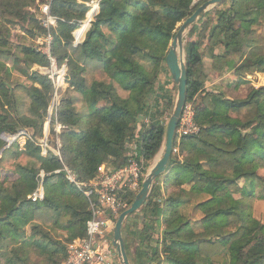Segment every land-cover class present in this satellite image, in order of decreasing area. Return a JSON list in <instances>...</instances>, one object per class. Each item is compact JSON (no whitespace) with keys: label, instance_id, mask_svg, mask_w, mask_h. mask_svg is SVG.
Here are the masks:
<instances>
[{"label":"trees","instance_id":"1","mask_svg":"<svg viewBox=\"0 0 264 264\" xmlns=\"http://www.w3.org/2000/svg\"><path fill=\"white\" fill-rule=\"evenodd\" d=\"M92 1L52 0L50 15L56 26L39 25L38 39L52 36L51 55L58 68L67 61L68 89L51 122V129L56 121L68 128L61 134L65 143L61 157L52 153L44 157L38 144L45 135L55 88L54 81L40 69L50 68L51 60L33 46L15 48L0 22V65L22 67L18 71L23 76L11 87L0 69V135L34 130L33 134L28 131L23 149L10 146L0 159V178L4 174L15 177L0 179V234L16 242V231L27 226L52 228L63 217L68 218L69 240L86 236L90 201L66 177L64 167L76 172L80 181L89 182L103 164L125 165L126 146L135 140V126L142 114L151 122L148 127L144 123L146 128L138 140L148 167L165 142L161 100L170 96L168 83L159 82V77L168 71L164 62L178 25L198 5L194 0H100L84 39L75 44L68 35L85 22ZM227 3L228 7L216 12L208 34L197 25L192 28L191 37L197 33L202 37L186 45L187 103L205 91L199 78L205 44L211 52L222 46L224 57H233L226 62L228 69L241 77L254 71L264 73V52L255 41L264 39V0ZM32 65L38 66L36 71L31 70ZM248 89L245 97L236 99L225 92H205L195 117L199 132L181 138L184 157L174 154L170 172L154 183L142 208V230L124 227L131 246L139 240L143 247L133 254L126 239L132 264H210L211 258L222 253L228 264H264V224L253 217V203L248 199L254 198L261 183L264 187L259 173L264 168V86L250 85ZM151 95H155L154 107L147 102ZM177 144L176 140L174 147ZM2 147L0 139V151ZM42 184L44 198L34 199ZM195 194L209 196L196 205L202 213L195 222L198 230L192 216L183 213ZM236 194L243 198H235ZM134 198L129 195V204ZM33 237L18 249L35 247L58 264L66 259L67 248L51 234L34 232ZM24 259L29 264L30 256Z\"/></svg>","mask_w":264,"mask_h":264},{"label":"rangeland","instance_id":"2","mask_svg":"<svg viewBox=\"0 0 264 264\" xmlns=\"http://www.w3.org/2000/svg\"><path fill=\"white\" fill-rule=\"evenodd\" d=\"M52 0H0V22L2 23V27L4 26L6 30H8L10 34V40L11 44L15 46V48H20L23 46H33L37 49L40 48V45L38 41L44 40L43 38H39L41 30L39 29V25L42 22L41 19V12L43 6H45L47 3H51ZM205 0H194L193 4H197L198 7L201 6ZM228 2V1H227ZM226 2V3H227ZM11 3V4H10ZM89 4L92 5L91 11L88 13V17L84 20V27L82 29H79L78 31H82L85 29L84 35L81 37L80 40H83L86 34V31L90 27V21L93 18V16L98 12L99 6H98V0H93L92 2H89ZM229 6V3L222 5H216L212 8L209 9V11L200 19L197 21L195 25L199 29H204L203 34L206 35L208 34L211 28L214 26V23L216 22L215 14L218 10L226 8ZM23 12V16H20L18 13ZM91 13L92 16L90 15ZM32 17H35L36 20H33ZM203 19V21H201ZM31 20V21H30ZM41 21V22H40ZM82 25V24H81ZM56 26V24L54 25ZM181 26V24L178 25V27ZM205 27V28H204ZM193 28V27H192ZM192 28L190 32L187 34L185 37L186 45L188 44L189 41L191 40H198L200 39V34H194L192 37L190 36L192 34ZM179 30V29H178ZM78 31H73L69 33L68 38L71 39L74 42V34H76ZM253 38V37H252ZM255 38V36H254ZM206 41V40H205ZM258 45H260L262 51L264 52V39H255ZM206 45V44H205ZM203 45L202 49L203 50V56H204V63L202 70H200V75L199 78L204 82L205 85V91L204 93L202 92L200 95L197 96L196 100L189 102L190 104L193 105L195 109V116H196V111L199 106L202 105V98L205 96V92H225L226 96L230 99H236V98H243L247 95V91H249V86L253 85L255 87H260L264 86V73H258L254 71L253 74L247 75L246 77H241L238 75L235 71H231L228 69L227 61L228 59L233 58L232 56L230 57H224V48L222 46H217L215 47L214 51L211 52L206 48V46ZM171 46V45H170ZM237 60V58H236ZM66 68H67V61L65 62ZM164 65L166 66V63L164 62ZM23 66V65H22ZM163 67L165 69L166 67ZM63 67V66H62ZM61 67V68H62ZM22 67H9V66H2L0 65V69L6 73V77H8L9 80V85L11 87L16 86L18 81L23 77L18 69ZM38 68L37 65H32L31 70L36 71ZM61 68H58L60 70ZM149 70L151 69V66H148ZM48 68H41L40 70L42 72H47ZM168 69V67H167ZM61 71V70H60ZM167 72H170L169 69L162 71L160 77H159V82H164L168 83L167 91H168V96L166 99L161 100V113L164 115L165 119V125L167 126L168 121L173 114L175 105H176V100L178 98V86L174 82L173 78L171 80V74ZM256 72V73H255ZM248 80L247 82L249 83H241L242 80ZM66 83L63 84L61 88V96L63 92H65L68 87H66ZM67 88V89H66ZM8 89V88H7ZM5 92L7 93L8 91ZM60 96V98H61ZM147 102L149 107H154L155 106V95H151L147 97ZM10 109V108H9ZM11 110V109H10ZM51 116H48L47 122L44 127V133L49 135L50 139V146L52 148H56L55 146H58L56 144V139H55V134H54V129H51V125L49 126L48 122L50 120ZM149 118L146 117L142 114L139 119V123L136 124L135 126V134L136 136L141 134L142 130H144L146 127L144 126V121ZM150 120V118H149ZM196 123V122H195ZM197 125V123H196ZM198 126V125H197ZM199 128V127H198ZM22 130L26 129H21L17 133H10L7 132L6 135L11 137L12 141L6 140V139H1L3 141V147L7 146H13V145H18L19 149H23L26 146V142L28 139V136L25 134H22ZM28 131L32 132L33 134L34 130L29 129ZM21 132L20 135H18ZM30 132L29 135H30ZM15 139V140H14ZM44 139V138H43ZM14 140V141H13ZM40 144V143H38ZM65 143H62V148L64 147ZM129 143L127 144L126 148H128ZM61 148V149H62ZM177 152L175 153L176 155L180 156L182 159L185 155V152H182L181 148V139H178V144H177ZM3 153L0 151V159L2 158ZM67 168L71 169L70 167L66 166ZM260 176L264 179V168L260 169ZM67 177V176H66ZM1 180L5 181H10L14 180V176L10 175H2L0 178ZM264 191V187L261 185L257 188L256 190V195L254 196L253 199L248 198L251 200L253 203V209H252V215L259 221H261L264 224V199L262 197ZM4 193V191H3ZM209 196L205 194H195L191 198V204L187 208V214H190L192 217V222L194 224V227L196 230H198V224L195 222H199L200 218L202 216V213L199 212L196 208V205L207 199ZM235 198H243V196L236 194L234 195ZM142 210V209H141ZM139 212H136L134 215V224L136 231L142 230L141 225L139 222L137 223L136 217H138ZM68 218L63 217L60 222H57L54 224L52 228L50 227H42V228H37L34 230L31 228V226H27L25 230H20L15 232V237L17 236L18 242H16L12 237L9 236H3L0 234V264H27L25 261L26 256H30V261L29 264H58L55 259L48 260V257L44 254H40L41 250L36 249L35 247H31L25 250H19L18 247L21 246V244L31 240L33 237L34 232H38L41 235L45 233L51 234L53 238L56 240H59V242L64 246V248H67V246L73 241L69 240L70 237V232L66 230ZM1 228V226H0ZM1 230V229H0ZM3 231V229L0 231V233ZM24 236L23 238L21 236ZM112 237V236H111ZM139 240H136V244H138ZM27 253V254H26ZM61 258V256H60ZM59 260V258H57ZM65 262L64 259L59 261V264H63ZM210 264H228V257L222 253L216 257H213L209 260Z\"/></svg>","mask_w":264,"mask_h":264},{"label":"built area","instance_id":"3","mask_svg":"<svg viewBox=\"0 0 264 264\" xmlns=\"http://www.w3.org/2000/svg\"><path fill=\"white\" fill-rule=\"evenodd\" d=\"M52 2V1H51ZM51 3H47L42 8L41 19L43 26L50 29L54 26L56 19L50 15ZM84 27V23L75 30L78 31ZM81 40L74 34V43L78 44ZM41 52L47 54L51 60V67L47 72L54 81V93L51 105L49 107V115L51 116L48 124L51 125L52 116L57 111L60 103L61 88L65 83L66 65L58 70L56 59L51 55L52 36L49 34L44 40L38 41ZM195 109L192 104L186 103L180 123L177 129L176 140L190 134L199 132V128L195 121ZM144 123L148 127L150 120L147 118ZM68 128L58 121L55 122V139L56 148L50 146V139L47 133L44 139H41L39 146L42 149V155L47 157L53 155L61 157L62 139L61 134L66 132ZM21 132L18 134L20 135ZM22 134L27 135L28 131L22 130ZM4 139L12 141L11 137L2 134ZM140 134L135 140L129 143L127 148L128 161L120 167H109L103 164L94 179L89 182H82L77 177L76 172L72 169L64 167L67 178L74 183L89 199L91 207V217L87 221L86 236L73 240L67 246V255L63 264H114L111 251L113 249L112 234L116 220L120 214L129 206V195L134 194L135 197L141 190L143 182L151 168L148 167V162L140 155V142L138 141ZM177 152L174 147L173 155ZM59 172V171H58ZM43 179L45 172L40 174ZM45 195L43 184L34 194V199L42 200ZM135 199V198H134Z\"/></svg>","mask_w":264,"mask_h":264},{"label":"water","instance_id":"4","mask_svg":"<svg viewBox=\"0 0 264 264\" xmlns=\"http://www.w3.org/2000/svg\"><path fill=\"white\" fill-rule=\"evenodd\" d=\"M98 0V6H99ZM230 0H205V2L199 6L194 13L188 17L180 26L176 32L174 39L172 40L169 52L166 56L165 63L168 67L170 74L174 82L178 86V98L176 105L171 115L168 124L166 126V137L163 147L158 155L155 157L153 164L143 182L141 190L136 195L132 204L123 211L116 220L112 244L116 249V252L120 258L121 264H132L126 249V241L124 238V225L127 219L140 211L152 192L154 183L161 176L170 172V164L173 157V150L176 141L177 129L180 123L182 111L187 103V66H186V41L185 37L190 32L191 28L200 20L210 8L223 4ZM91 22V21H90ZM0 139H4L3 135H0ZM15 140V139H14ZM13 140V141H14ZM4 147L1 152L8 148Z\"/></svg>","mask_w":264,"mask_h":264},{"label":"crops","instance_id":"5","mask_svg":"<svg viewBox=\"0 0 264 264\" xmlns=\"http://www.w3.org/2000/svg\"><path fill=\"white\" fill-rule=\"evenodd\" d=\"M92 14L93 13H91L90 15L92 16ZM54 24H56V22L54 23ZM84 33H85V29L84 30H80V31H78V35L80 36V37H82L83 35H84ZM152 164H153V162H152ZM191 204V203H190ZM190 204H188L187 206H185L184 208H183V213L186 215V216H188V215H190V214H187L186 212H187V208H188V206H190ZM145 206V205H144ZM166 206V205H165ZM139 212V214H138V217H136V221H137V223L139 222V224L141 225V227H142V220H143V211L142 210H140V211H138ZM136 214V213H135ZM135 214H133V215H131L128 219H127V221L125 222V225H124V227L125 226H134L135 224H134V215ZM112 237H113V234H112ZM124 238H125V241H126V239H127V243H129V245L131 246V242H130V239H129V236H128V234H124ZM155 240H154V242H153V245H155ZM143 249V247L141 246V243L140 242H138V244H136V241L135 242H133L132 243V246H131V251H132V253L133 254H135L136 253V251L137 250H142ZM111 254H112V258H113V260H114V264H121V262H120V258H119V256H118V254H117V252H116V249L113 247V249H112V251H111Z\"/></svg>","mask_w":264,"mask_h":264},{"label":"bare ground","instance_id":"6","mask_svg":"<svg viewBox=\"0 0 264 264\" xmlns=\"http://www.w3.org/2000/svg\"><path fill=\"white\" fill-rule=\"evenodd\" d=\"M75 35L79 38V40L81 39V37L78 35V32Z\"/></svg>","mask_w":264,"mask_h":264}]
</instances>
